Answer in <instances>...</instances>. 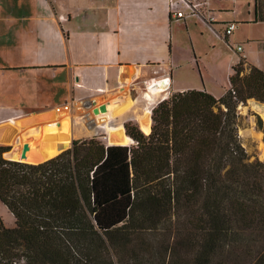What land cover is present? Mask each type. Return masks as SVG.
Masks as SVG:
<instances>
[{
    "label": "trees",
    "instance_id": "1",
    "mask_svg": "<svg viewBox=\"0 0 264 264\" xmlns=\"http://www.w3.org/2000/svg\"><path fill=\"white\" fill-rule=\"evenodd\" d=\"M251 97L264 71L240 57L221 96L167 94L148 133L124 120L129 144L92 135L37 160L0 144L1 264H264V164L237 133Z\"/></svg>",
    "mask_w": 264,
    "mask_h": 264
},
{
    "label": "crops",
    "instance_id": "2",
    "mask_svg": "<svg viewBox=\"0 0 264 264\" xmlns=\"http://www.w3.org/2000/svg\"><path fill=\"white\" fill-rule=\"evenodd\" d=\"M208 6L210 20L174 18L167 0H0V123H12L21 117L18 112L66 103V111L84 109V116H92L97 96L123 89L128 81L153 83L146 91L143 85L130 86L132 100L141 93L157 97V103L168 87L204 89L219 97L240 57L264 71V0H208ZM229 21L236 27L224 36ZM208 52L215 56L212 64L204 61ZM187 60L200 68L202 79L179 77L180 63ZM95 127L83 135L96 133ZM69 133L70 141L77 138L71 123ZM11 218L5 225H13Z\"/></svg>",
    "mask_w": 264,
    "mask_h": 264
},
{
    "label": "rangeland",
    "instance_id": "3",
    "mask_svg": "<svg viewBox=\"0 0 264 264\" xmlns=\"http://www.w3.org/2000/svg\"><path fill=\"white\" fill-rule=\"evenodd\" d=\"M182 56L184 57V55ZM203 58H204V61H206L208 64H212L215 56L208 52L206 55H204ZM187 62L188 60L181 61L180 69L181 68L183 69H181V71L179 72V77L181 79H184L188 75L195 82H197L198 79L200 80V78L202 79L200 68L198 66L192 67L191 65L187 64ZM177 69H178L177 67L174 68V70H177ZM143 83L144 81H141L137 84L135 83L133 84L132 82L128 81L126 85H123L124 86L123 89L121 88L107 96H97L96 99L98 102L103 101L104 99L112 100V98L116 97L118 94H121V90L127 93L126 95H128L130 94V86L133 88L135 85L139 87L143 85L142 87H144L145 91L149 89L148 87L152 88L153 83L149 85L147 84L145 85ZM160 87L161 88L159 89H163L165 87L164 82L160 84ZM151 88H150V91L153 90ZM171 92L173 91L170 89V87H168L167 94ZM120 98H121L120 103L125 102L126 97L122 96ZM156 99L157 97L150 98L149 95L148 97L143 98V96H141V93H140L139 96L137 94L135 100H132L130 98L131 102L127 104L126 106L122 107L119 111L115 109V106H113V103L111 102L112 105H110V108H109L110 112L108 113V116L104 120L105 121L104 126H99V125L97 126L94 116L84 117L83 115L84 109L75 110L74 113H70V116L72 117L71 118V128H72V131L74 132V136H77V138L87 137L83 135L84 134L83 132L85 128H88L89 126L92 128L96 126L95 127L96 133L88 135V136L98 135V134H103V135L108 136V132L110 131L108 129L110 126H116L118 125V122H123L126 119H134L133 117H135V115H138L137 117H140L147 109L151 112L152 105H155ZM263 104L264 102H261L255 99L254 97L248 98L246 99L244 103L238 104L237 110L239 113V119H238V125H237V133L241 141V144L244 147L248 155V160L252 161L257 158L260 161H262L264 164V118L261 115ZM49 110L55 111L54 109H48L44 111H49ZM79 113L81 115H79ZM28 114L30 113H27V114L20 113V112L17 113L18 116H26ZM77 138L72 137V139H77ZM130 142L131 141H128L126 144H129ZM114 143H118V142H114ZM118 144H121V143H118ZM4 145H8V144H4ZM9 146L11 149V145ZM69 146L70 144L67 147ZM0 216L5 224L10 225L12 223L11 214L9 213V211L7 210V208L2 202H0ZM1 263L2 262H0V264ZM3 264H6V263H3Z\"/></svg>",
    "mask_w": 264,
    "mask_h": 264
},
{
    "label": "bare ground",
    "instance_id": "4",
    "mask_svg": "<svg viewBox=\"0 0 264 264\" xmlns=\"http://www.w3.org/2000/svg\"><path fill=\"white\" fill-rule=\"evenodd\" d=\"M165 81L168 84L167 78H165ZM126 94L127 93L122 91L121 94H118L116 97L110 100L113 103V106H115L116 110L119 111L122 107L131 102L130 97ZM122 96L126 97V100L125 102L120 103V97ZM102 102L105 103V99ZM111 102L110 104L105 103L107 106V110L105 112H99L98 114L92 115L94 116L95 121H98L97 123L104 121L108 116L107 111L110 108V105H112ZM60 112H64L62 113L64 116L59 117L60 119L56 118V110H49L43 112H31L26 116H21L20 118L12 120V123H0V143L18 146L12 149V154L19 156L20 158L24 157L18 155V153L27 155L25 158H29L31 160L45 159L50 157L56 150L57 146H65L70 143V112L64 110ZM80 113L79 115H81ZM261 115L264 118V104L261 110ZM138 122L140 128L144 132L147 133L150 130V111L148 109L145 110V112L138 118ZM103 125L105 124H99V126ZM108 130H110L107 136L109 142L126 144L128 141H131V138L125 134L121 125L115 127L110 126ZM24 132H27V135H23Z\"/></svg>",
    "mask_w": 264,
    "mask_h": 264
},
{
    "label": "built area",
    "instance_id": "5",
    "mask_svg": "<svg viewBox=\"0 0 264 264\" xmlns=\"http://www.w3.org/2000/svg\"><path fill=\"white\" fill-rule=\"evenodd\" d=\"M168 1V11L170 15L174 18H184L189 15H198L201 17H207L208 20L211 19L209 16L210 7L208 6V0H167ZM236 27L234 21H229L224 25L223 35L229 36ZM237 50L241 49V46L236 47ZM79 102V101H76ZM70 108V103L63 104L61 106H56L55 110L60 112L62 110H68ZM106 138L107 136L104 135Z\"/></svg>",
    "mask_w": 264,
    "mask_h": 264
},
{
    "label": "water",
    "instance_id": "6",
    "mask_svg": "<svg viewBox=\"0 0 264 264\" xmlns=\"http://www.w3.org/2000/svg\"><path fill=\"white\" fill-rule=\"evenodd\" d=\"M92 102H93L92 103V113L98 114L99 112H105L107 110V106H106L105 103H101V104L95 105V102L94 101H92ZM90 115H91L90 112H88L87 114H85V116H90ZM72 141H73V139L71 140L70 145L72 144ZM107 143L108 144H112L114 142H109L108 139H107Z\"/></svg>",
    "mask_w": 264,
    "mask_h": 264
}]
</instances>
